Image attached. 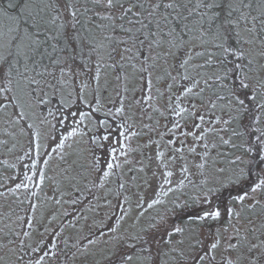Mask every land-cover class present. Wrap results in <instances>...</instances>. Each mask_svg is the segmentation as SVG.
<instances>
[{
    "label": "snow or ice",
    "instance_id": "6c2138e0",
    "mask_svg": "<svg viewBox=\"0 0 264 264\" xmlns=\"http://www.w3.org/2000/svg\"><path fill=\"white\" fill-rule=\"evenodd\" d=\"M0 125V264H264V0H0Z\"/></svg>",
    "mask_w": 264,
    "mask_h": 264
},
{
    "label": "flooded vegetation",
    "instance_id": "af4514ba",
    "mask_svg": "<svg viewBox=\"0 0 264 264\" xmlns=\"http://www.w3.org/2000/svg\"><path fill=\"white\" fill-rule=\"evenodd\" d=\"M145 122H147V121H145ZM161 123L163 124V123H165V121L162 120ZM3 131H4L3 125H0V139L4 138L3 135H2ZM145 140H146V138H145ZM131 143H132L133 147H136V145H137V141L136 140H133ZM223 150L226 151L227 149L224 148ZM137 154L138 153H133L129 157V159L133 160L134 163L139 158V157H137ZM3 159H6L9 163L16 162L13 155L8 154L7 152L4 151L3 148H0V160H3ZM7 174H8V172H6L5 167L2 164H0V175H7ZM52 174H53L52 172H49V175H52ZM131 175H132V173H130V175H125V178H127L128 176H131ZM114 186L115 185H112V187H114ZM35 191L38 193L39 199L43 200L45 198L46 193L49 191V189L45 188L44 192H40L39 189H35ZM97 194L98 195H103L102 192H98ZM62 210H68L69 212L72 211L71 207L69 205H67V204H65L63 206ZM66 221H67V218H65V223H67Z\"/></svg>",
    "mask_w": 264,
    "mask_h": 264
},
{
    "label": "rangeland",
    "instance_id": "374dc122",
    "mask_svg": "<svg viewBox=\"0 0 264 264\" xmlns=\"http://www.w3.org/2000/svg\"><path fill=\"white\" fill-rule=\"evenodd\" d=\"M153 138H154V139L156 138L154 134H153ZM149 155H151V152H149ZM137 157H139V154H137ZM137 166H138V165H137ZM125 175H130V173L127 172V169H125ZM137 175H139V176H143V174H137ZM88 215H89V217H90V219H91L93 213H88ZM66 222H67V221H66Z\"/></svg>",
    "mask_w": 264,
    "mask_h": 264
}]
</instances>
